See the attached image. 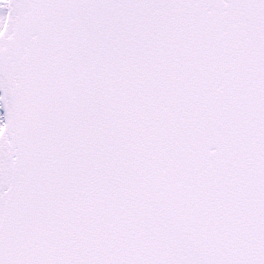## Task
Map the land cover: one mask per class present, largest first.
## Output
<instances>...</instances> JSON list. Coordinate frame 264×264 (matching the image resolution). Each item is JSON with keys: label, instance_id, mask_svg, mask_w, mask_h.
Here are the masks:
<instances>
[{"label": "snow or ice", "instance_id": "6c2138e0", "mask_svg": "<svg viewBox=\"0 0 264 264\" xmlns=\"http://www.w3.org/2000/svg\"><path fill=\"white\" fill-rule=\"evenodd\" d=\"M0 264H264V0H0Z\"/></svg>", "mask_w": 264, "mask_h": 264}]
</instances>
